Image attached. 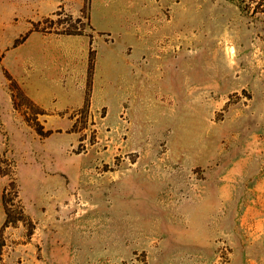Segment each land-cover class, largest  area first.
Segmentation results:
<instances>
[{"label":"rangeland","instance_id":"374dc122","mask_svg":"<svg viewBox=\"0 0 264 264\" xmlns=\"http://www.w3.org/2000/svg\"><path fill=\"white\" fill-rule=\"evenodd\" d=\"M0 264H264V0H0Z\"/></svg>","mask_w":264,"mask_h":264}]
</instances>
